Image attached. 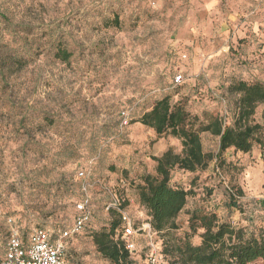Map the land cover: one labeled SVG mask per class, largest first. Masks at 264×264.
Returning a JSON list of instances; mask_svg holds the SVG:
<instances>
[{"label":"rangeland","instance_id":"374dc122","mask_svg":"<svg viewBox=\"0 0 264 264\" xmlns=\"http://www.w3.org/2000/svg\"><path fill=\"white\" fill-rule=\"evenodd\" d=\"M63 49L71 54L66 63L57 57ZM179 74L185 81L175 86ZM239 80L264 83V0H0V264L7 218L25 232L73 225L78 172L90 166L92 179L124 190L140 224L147 214L137 184L155 173L154 156L182 146L137 121L169 97L202 121L219 114L233 123L238 95L228 87ZM123 110L131 117L124 128ZM263 112L261 104L254 120L264 126ZM202 144L205 152L219 149L209 133ZM172 184L194 192L176 238L190 233L187 212L195 207L264 237L259 145L246 154L231 148L204 171L175 169ZM91 194L92 227L67 241V264H113L93 235L117 219L105 211L108 196ZM130 242L131 264H146L148 239ZM155 244L162 255V235Z\"/></svg>","mask_w":264,"mask_h":264},{"label":"trees","instance_id":"16d2710c","mask_svg":"<svg viewBox=\"0 0 264 264\" xmlns=\"http://www.w3.org/2000/svg\"><path fill=\"white\" fill-rule=\"evenodd\" d=\"M115 22L119 23L118 18H115ZM57 55L65 63L71 57L64 49L59 50ZM228 91L238 95L233 123H228L219 114H212L202 121L199 116L189 112L185 104L172 103L169 97L158 100L137 121L154 130L158 137L171 136L178 139L182 146L180 153L169 148L161 156H154L152 159L156 163L155 173L144 174L136 186L140 206L147 214L146 219L157 236L162 235V255L168 259L169 264H252L257 261L264 264V237H258L244 228H236L226 222L221 223L216 213L202 207H195L187 212L190 233L181 239L172 234L180 229L177 220L194 193L192 189L187 190L172 184V172L175 169L190 173L204 171L214 160L219 161L231 148L246 154L250 153L255 145H259L261 156L264 157V126L254 120L258 106L264 104V83L250 84L239 80L232 83ZM204 133L219 139L216 154L204 151ZM121 181L125 182L124 179ZM121 187L124 189V186ZM116 190L125 199L123 206L129 208L124 190ZM238 191V196H242V190ZM230 200L233 206L236 205L232 195ZM107 213L117 220H114L108 229L95 232L94 243L99 253L111 263L131 264V251L120 239L123 229L120 215L115 210ZM92 223L87 229L92 227ZM31 231L22 230L23 236L28 237ZM199 231L201 242L194 244L191 237Z\"/></svg>","mask_w":264,"mask_h":264},{"label":"built area","instance_id":"2783aa9c","mask_svg":"<svg viewBox=\"0 0 264 264\" xmlns=\"http://www.w3.org/2000/svg\"><path fill=\"white\" fill-rule=\"evenodd\" d=\"M183 81V75H178L174 83L178 85ZM121 120L123 128L130 125L131 117L128 110L121 112ZM78 177L82 180L81 197L75 203L76 215L73 225L59 231L58 234H53L45 228H35L28 237H24L16 221L11 217L7 218L9 233L5 256L1 264H67V241L83 233L93 221L91 193L95 189L109 198L105 203V211L115 210L119 213L123 224L120 239L125 243L126 248L130 251L134 250L131 239L145 236L150 249L146 264H164L163 256L157 252L155 244L157 233L151 223L145 219L137 224L129 208L123 206L125 199L118 194L116 188L91 178L92 166L79 170Z\"/></svg>","mask_w":264,"mask_h":264}]
</instances>
